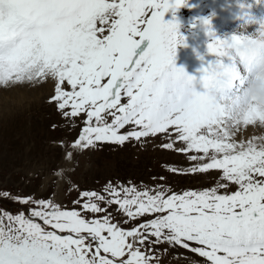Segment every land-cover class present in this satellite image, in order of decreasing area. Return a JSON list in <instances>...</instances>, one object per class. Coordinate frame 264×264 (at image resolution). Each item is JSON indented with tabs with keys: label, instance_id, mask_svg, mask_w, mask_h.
I'll return each instance as SVG.
<instances>
[{
	"label": "snow or ice",
	"instance_id": "1",
	"mask_svg": "<svg viewBox=\"0 0 264 264\" xmlns=\"http://www.w3.org/2000/svg\"><path fill=\"white\" fill-rule=\"evenodd\" d=\"M188 3L0 0V85L54 81L50 102L66 118L86 117L76 147L163 135L162 147L193 153L191 173L218 170L223 181L183 194L108 185L83 192L72 210L0 191L37 206L30 216L0 210V264H161L153 249L162 244L203 264H264V136L237 139L243 126L264 125L249 92L264 53L245 48L244 33L218 38L205 18L199 74L177 67L186 37L165 16Z\"/></svg>",
	"mask_w": 264,
	"mask_h": 264
},
{
	"label": "rangeland",
	"instance_id": "2",
	"mask_svg": "<svg viewBox=\"0 0 264 264\" xmlns=\"http://www.w3.org/2000/svg\"><path fill=\"white\" fill-rule=\"evenodd\" d=\"M15 87L4 89L9 91L7 93L0 90V187L2 189H10L9 186L17 184L18 179L40 175L39 171L51 172L58 169L67 173L71 167H68L64 158L58 166L62 157V148L57 143L68 141L62 145L67 143L68 148L72 147L83 135V127H87L86 117L82 115L66 118L56 104L50 102L49 94L54 92L51 84L45 83L39 89L31 88L33 90ZM8 93L13 94V97L7 96ZM54 124H57L56 129ZM132 127L127 126L125 132ZM260 136H264V125L259 123L248 125L237 133V139L244 140ZM167 142H170L169 139L163 135L140 140L130 139L123 144L94 141L93 145L74 151L75 168L71 170L72 179L81 183L82 193L102 194L105 187L113 185L117 179H130L136 189L141 191L145 188L157 189L163 185L170 194L201 192L223 183L220 180L221 172L218 170L209 173H191L189 170L195 162L189 157L193 153L185 154L162 147V144ZM174 169L181 171H173ZM34 182L35 186L28 189L32 193L37 192L40 179L36 178ZM48 183L49 179H44V188ZM234 188L235 186L229 184L228 189L219 191L230 192ZM61 197V189H58L57 198ZM18 203L22 204L19 201ZM109 210L113 211V209ZM113 215L118 220L126 219L116 212H113ZM124 225L122 226L128 228L132 223ZM153 251L160 258L161 264H203L204 262L202 257L178 245H157Z\"/></svg>",
	"mask_w": 264,
	"mask_h": 264
},
{
	"label": "clouds",
	"instance_id": "3",
	"mask_svg": "<svg viewBox=\"0 0 264 264\" xmlns=\"http://www.w3.org/2000/svg\"><path fill=\"white\" fill-rule=\"evenodd\" d=\"M241 33L247 34L250 44L246 43L245 48L252 47L261 53H264V22H261V26L255 33H247V25H242ZM258 73L261 76L260 79H254L250 85V95L257 97L258 102L264 105V60L258 62Z\"/></svg>",
	"mask_w": 264,
	"mask_h": 264
},
{
	"label": "bare ground",
	"instance_id": "4",
	"mask_svg": "<svg viewBox=\"0 0 264 264\" xmlns=\"http://www.w3.org/2000/svg\"><path fill=\"white\" fill-rule=\"evenodd\" d=\"M248 27H250V28H253V26H251V25H247ZM16 86H19V87H21V88H24V90L25 89H28V90H33V89H39V87H37V88H33V89H31V88H29L28 86H24V85H16ZM15 87V86H14ZM18 88V87H17ZM44 88V87H43ZM4 89H9V87H7V86H4V85H0V90H4ZM15 89H16V87H15ZM14 89V90H15ZM19 90V89H18ZM21 90V89H20ZM4 92L5 93H7V92H9V91H6V90H4ZM14 92V91H13ZM12 92V93H13ZM21 92V91H20ZM26 92V91H25ZM14 94V93H13ZM13 94H6L7 96H12L13 97ZM18 95V94H17ZM17 95H16V97H17ZM21 98V97H20ZM67 164V163H66ZM66 164H64L65 166H66Z\"/></svg>",
	"mask_w": 264,
	"mask_h": 264
}]
</instances>
